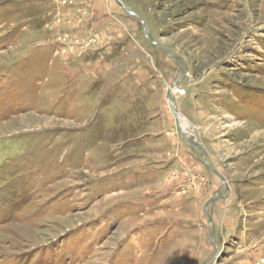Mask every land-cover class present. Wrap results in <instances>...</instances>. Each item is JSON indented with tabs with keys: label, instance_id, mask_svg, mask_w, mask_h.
Wrapping results in <instances>:
<instances>
[{
	"label": "rangeland",
	"instance_id": "374dc122",
	"mask_svg": "<svg viewBox=\"0 0 264 264\" xmlns=\"http://www.w3.org/2000/svg\"><path fill=\"white\" fill-rule=\"evenodd\" d=\"M0 264H264V0H0Z\"/></svg>",
	"mask_w": 264,
	"mask_h": 264
},
{
	"label": "water",
	"instance_id": "95a60500",
	"mask_svg": "<svg viewBox=\"0 0 264 264\" xmlns=\"http://www.w3.org/2000/svg\"><path fill=\"white\" fill-rule=\"evenodd\" d=\"M119 4L122 6V8L124 9V11H125L126 14H128V15H130V16H135L132 12L126 10V9L123 7V5H122V3H121L120 1H119ZM144 30H145V29H143V31H144ZM144 35H146V32H145V31H144ZM150 44H154V45L158 46L159 48H161L158 44L154 43L152 40L150 41ZM161 49H162V48H161ZM164 52H166V51L164 50ZM166 54H167V53H166ZM175 86H176V83L173 84L172 86H170L169 90L166 92V97H165L168 106H169V107H171V105L174 106V109H173V110L170 109V112L172 113V115H174V117L177 116V114H178V109H177L176 105L174 104V101H173V99H172V97H171V92H170V91H171ZM176 125H177V124H176ZM177 132H178V134L180 135V137H181V138H182L187 144H189L190 146H192V147H193L194 149H196L198 152L202 153V157H203V160H204V165H205V166L207 167V169L210 170L213 174L219 176V178H220L221 181L223 182L224 180H223V178L220 176V174H218L215 170L211 169V168L206 164V156H205V154H204V151L202 150V148L200 147V145H199L196 141H194V138L188 136L187 134L185 135V134L180 130V127H179L178 125H177ZM207 206H208V204H206V207H205V208H207ZM208 219H209V223L212 224V222H211V218L208 217ZM213 236H214V230H213V228H212V230H211V239L213 240V242H212L213 247L216 248V244L214 243Z\"/></svg>",
	"mask_w": 264,
	"mask_h": 264
},
{
	"label": "bare ground",
	"instance_id": "6f19581e",
	"mask_svg": "<svg viewBox=\"0 0 264 264\" xmlns=\"http://www.w3.org/2000/svg\"><path fill=\"white\" fill-rule=\"evenodd\" d=\"M174 90L175 89L172 90L173 93H174ZM169 108L173 110L174 109V106L171 105V107H169ZM174 119L176 121V124L181 128L180 130H183L184 131L186 128H189L188 127V124L179 116V113L177 114L176 117H174ZM184 134H186V132H184Z\"/></svg>",
	"mask_w": 264,
	"mask_h": 264
},
{
	"label": "built area",
	"instance_id": "2783aa9c",
	"mask_svg": "<svg viewBox=\"0 0 264 264\" xmlns=\"http://www.w3.org/2000/svg\"><path fill=\"white\" fill-rule=\"evenodd\" d=\"M176 91V90H175Z\"/></svg>",
	"mask_w": 264,
	"mask_h": 264
}]
</instances>
